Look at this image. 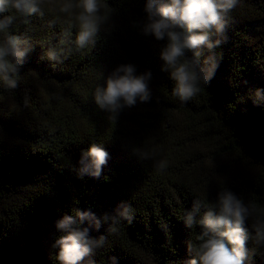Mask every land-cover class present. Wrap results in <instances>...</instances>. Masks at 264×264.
<instances>
[{
	"label": "trees",
	"instance_id": "16d2710c",
	"mask_svg": "<svg viewBox=\"0 0 264 264\" xmlns=\"http://www.w3.org/2000/svg\"><path fill=\"white\" fill-rule=\"evenodd\" d=\"M100 3L109 19L96 44L73 49L63 63L42 57L69 25L75 38L79 9L63 13L44 0L43 17L8 29L33 49L19 67L18 87L0 84V264H59L55 222L77 209L101 215L121 202L132 207V222L121 220L118 233L107 224L92 230L106 237L90 257L95 264H112V257L118 264H186L200 229L187 228L185 214L196 199L214 204L223 190L264 210V105L253 104L264 88V0H238L227 41L215 49V76L187 103L173 96L175 82L162 70L166 40L142 32L146 0ZM127 64L137 75L152 73L151 99L110 120L93 93ZM93 143L109 153L108 163L99 178H80L81 154ZM144 152L151 158L141 160ZM159 160L163 170L154 167ZM246 246L251 264H264V247Z\"/></svg>",
	"mask_w": 264,
	"mask_h": 264
},
{
	"label": "clouds",
	"instance_id": "9594fccd",
	"mask_svg": "<svg viewBox=\"0 0 264 264\" xmlns=\"http://www.w3.org/2000/svg\"><path fill=\"white\" fill-rule=\"evenodd\" d=\"M43 2L0 0V84L7 90L18 87L19 67L33 49L29 39L10 34L8 29L18 19L27 23L34 15L43 17ZM237 3L238 0H146L147 19L142 32L157 41L166 40L160 52L164 62L162 70L169 72L175 82L172 94L181 102L190 101L199 93L201 82L207 84L214 78L219 67L215 49L227 41L229 13ZM102 7L100 0H76V3L66 0L60 5L63 13L79 9L75 17L79 31L73 39L69 25V30L60 34L57 44H48L42 59L59 64L73 49L94 46L100 26L109 19L102 14ZM48 23L52 26L55 21ZM151 79L150 71L137 75L134 65H120L107 77L106 86L95 88L94 101L101 110L110 113V120H116L125 107L135 106L138 100L150 101ZM253 104L264 105V88L255 90ZM137 155L141 160L151 158L146 152ZM108 159L109 153L101 145L91 144L81 154L78 176L99 178ZM154 167L163 170L166 162L154 161ZM133 218L132 207L125 202L112 213L97 215L91 210L77 209L75 215H63L55 222V229L60 233L52 243L56 260L59 264H84L87 259L88 264H95L90 257L103 247L106 237H93L92 230L99 232L107 224V231L115 234L121 220L131 223ZM248 221H251V230ZM184 224L187 228L198 226L200 229L198 243L187 245L191 256L186 264H245L246 261L251 264L247 243L251 240L254 245L264 247V210L245 204L230 190L221 191L214 204L196 199L185 214ZM112 264H118L117 257H112Z\"/></svg>",
	"mask_w": 264,
	"mask_h": 264
},
{
	"label": "rangeland",
	"instance_id": "374dc122",
	"mask_svg": "<svg viewBox=\"0 0 264 264\" xmlns=\"http://www.w3.org/2000/svg\"><path fill=\"white\" fill-rule=\"evenodd\" d=\"M57 3H59V4H63V3H65L66 2V0H55ZM72 2L73 3H76V1L75 0H72Z\"/></svg>",
	"mask_w": 264,
	"mask_h": 264
}]
</instances>
